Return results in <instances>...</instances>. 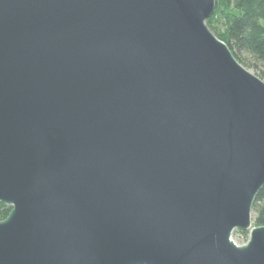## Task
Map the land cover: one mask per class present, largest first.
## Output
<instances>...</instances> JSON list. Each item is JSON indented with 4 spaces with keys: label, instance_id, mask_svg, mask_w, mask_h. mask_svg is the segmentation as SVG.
I'll use <instances>...</instances> for the list:
<instances>
[{
    "label": "water",
    "instance_id": "obj_1",
    "mask_svg": "<svg viewBox=\"0 0 264 264\" xmlns=\"http://www.w3.org/2000/svg\"><path fill=\"white\" fill-rule=\"evenodd\" d=\"M215 6L0 0V264H264V81Z\"/></svg>",
    "mask_w": 264,
    "mask_h": 264
},
{
    "label": "trees",
    "instance_id": "obj_2",
    "mask_svg": "<svg viewBox=\"0 0 264 264\" xmlns=\"http://www.w3.org/2000/svg\"><path fill=\"white\" fill-rule=\"evenodd\" d=\"M206 24L243 67L253 68L264 81V0H216ZM10 210L0 203V221ZM252 224L264 227V187L252 205Z\"/></svg>",
    "mask_w": 264,
    "mask_h": 264
},
{
    "label": "rangeland",
    "instance_id": "obj_3",
    "mask_svg": "<svg viewBox=\"0 0 264 264\" xmlns=\"http://www.w3.org/2000/svg\"><path fill=\"white\" fill-rule=\"evenodd\" d=\"M219 28H217V29L220 31L221 29H219ZM247 70H249L251 73L254 74V69L253 68H249ZM245 233H246V235H245ZM248 238H249V233L247 231L242 232V231L236 230L232 234V239L237 245L245 244L247 242Z\"/></svg>",
    "mask_w": 264,
    "mask_h": 264
}]
</instances>
